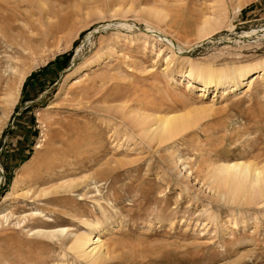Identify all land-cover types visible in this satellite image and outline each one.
Instances as JSON below:
<instances>
[{
    "label": "rangeland",
    "instance_id": "rangeland-1",
    "mask_svg": "<svg viewBox=\"0 0 264 264\" xmlns=\"http://www.w3.org/2000/svg\"><path fill=\"white\" fill-rule=\"evenodd\" d=\"M245 1L0 0V264H92L69 245L94 224L107 257L96 264H264V202L214 198L208 173L264 164V78L203 98L177 79L181 56L264 61V0ZM133 113L198 115L159 143Z\"/></svg>",
    "mask_w": 264,
    "mask_h": 264
},
{
    "label": "bare ground",
    "instance_id": "bare-ground-1",
    "mask_svg": "<svg viewBox=\"0 0 264 264\" xmlns=\"http://www.w3.org/2000/svg\"><path fill=\"white\" fill-rule=\"evenodd\" d=\"M23 2L24 1H22V3ZM245 2V0H232L233 10L239 11ZM119 11L126 13L131 10L130 7H128L124 11L123 8ZM150 12L154 17L159 19L157 16L159 13L157 11ZM47 19L49 18L47 17ZM221 20H223V13L218 16L203 19L197 30V42L195 44L211 39L213 32L216 31L214 30L216 27L214 25L220 23ZM124 22L126 23L127 21L124 20ZM124 25L125 24H122V26ZM147 32H145L146 34L142 33L141 36V38L144 39L145 44L151 38L147 35ZM150 40L156 41L154 37ZM162 45L165 46L163 43ZM169 45V47L165 46L170 53L169 56L165 58V64L167 67H171V63L174 62L173 58L176 56L174 49H180L176 40L172 38L170 39ZM161 51L162 50L159 49L158 56L161 54ZM180 63L185 66V71L177 77L178 81L184 82L186 89L188 90L193 85L199 84V96L202 98L206 96L205 93H207L210 88H214V91L217 92V89H220V94L224 95L227 92H237L245 86L249 88L252 83V80L250 79H253V77L254 79L264 78V61L253 65L223 64L215 66L212 63L200 62L189 56H181ZM173 79L175 78L173 77ZM11 91L13 93V90ZM11 91L7 93L6 98L13 101ZM217 92L214 93L211 102L217 100ZM197 115L198 113H171L165 115L133 113V116H130V118H133L134 126L137 128V134L141 138H144L145 140L147 139L146 141L150 142L159 141L160 143L191 127L195 121L193 118ZM208 173L210 175L209 179L214 186L212 189V196L214 198L227 199V201L233 203L241 202L250 205L256 204L259 201L264 202V164L257 166L255 163L248 160L219 162L208 171ZM87 225L89 226L90 224ZM98 228L99 225L94 224L91 225L89 232L74 236L69 245V250L77 259L96 264L102 259L107 258L105 257L106 253L103 252V243L100 239V236L104 233V229L97 230ZM92 229L97 230V232L94 233ZM63 230H40V233L44 236H53L55 232H63Z\"/></svg>",
    "mask_w": 264,
    "mask_h": 264
}]
</instances>
